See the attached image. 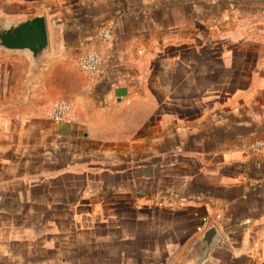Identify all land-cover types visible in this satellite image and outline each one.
Returning a JSON list of instances; mask_svg holds the SVG:
<instances>
[{
	"label": "crops",
	"instance_id": "0c3cea01",
	"mask_svg": "<svg viewBox=\"0 0 264 264\" xmlns=\"http://www.w3.org/2000/svg\"><path fill=\"white\" fill-rule=\"evenodd\" d=\"M39 15L38 66L0 49V264H264V0H0Z\"/></svg>",
	"mask_w": 264,
	"mask_h": 264
},
{
	"label": "water",
	"instance_id": "95a60500",
	"mask_svg": "<svg viewBox=\"0 0 264 264\" xmlns=\"http://www.w3.org/2000/svg\"><path fill=\"white\" fill-rule=\"evenodd\" d=\"M49 48L47 24L44 16H34L21 21L0 22V49L26 52L32 66H38ZM215 228H209L199 241L201 253L208 256L221 245Z\"/></svg>",
	"mask_w": 264,
	"mask_h": 264
},
{
	"label": "built area",
	"instance_id": "2783aa9c",
	"mask_svg": "<svg viewBox=\"0 0 264 264\" xmlns=\"http://www.w3.org/2000/svg\"><path fill=\"white\" fill-rule=\"evenodd\" d=\"M111 34L109 31L104 32L103 38L108 40ZM78 65L81 70L86 72L91 76H97L102 74L103 70V61L102 58L95 52H88L84 56H82L79 61ZM72 111V106L68 102H57L52 105L50 109V118L54 122H63L65 121ZM256 146H264V141H258ZM207 218L204 219L206 221ZM198 230H203V226L198 227Z\"/></svg>",
	"mask_w": 264,
	"mask_h": 264
}]
</instances>
